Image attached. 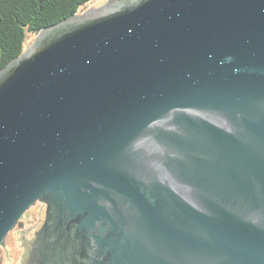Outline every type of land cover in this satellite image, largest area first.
Returning a JSON list of instances; mask_svg holds the SVG:
<instances>
[{"label":"water","instance_id":"1","mask_svg":"<svg viewBox=\"0 0 264 264\" xmlns=\"http://www.w3.org/2000/svg\"><path fill=\"white\" fill-rule=\"evenodd\" d=\"M35 264H264V0H107L0 68V245Z\"/></svg>","mask_w":264,"mask_h":264},{"label":"trees","instance_id":"2","mask_svg":"<svg viewBox=\"0 0 264 264\" xmlns=\"http://www.w3.org/2000/svg\"><path fill=\"white\" fill-rule=\"evenodd\" d=\"M92 0H0V68L20 55L40 29L84 12Z\"/></svg>","mask_w":264,"mask_h":264},{"label":"rangeland","instance_id":"3","mask_svg":"<svg viewBox=\"0 0 264 264\" xmlns=\"http://www.w3.org/2000/svg\"><path fill=\"white\" fill-rule=\"evenodd\" d=\"M107 0H92L83 11L99 7ZM45 203L37 201L20 217L16 226L0 245V264H30L29 254L35 241V232L45 219Z\"/></svg>","mask_w":264,"mask_h":264},{"label":"flooded vegetation","instance_id":"4","mask_svg":"<svg viewBox=\"0 0 264 264\" xmlns=\"http://www.w3.org/2000/svg\"><path fill=\"white\" fill-rule=\"evenodd\" d=\"M45 211H46V209H45ZM43 222H44V221H43ZM42 224H43V223H42ZM42 224H41V226H42ZM41 226H40V227H41ZM40 227H39V229H40ZM39 229H38V230H39ZM38 230H37V231H38ZM37 231L35 232V238H36V233H37ZM30 264H35V263H34L32 260H30Z\"/></svg>","mask_w":264,"mask_h":264}]
</instances>
